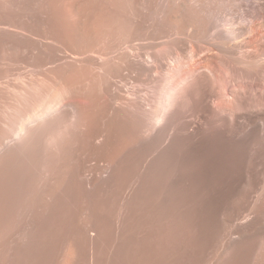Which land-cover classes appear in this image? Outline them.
Returning a JSON list of instances; mask_svg holds the SVG:
<instances>
[{
	"label": "bare ground",
	"instance_id": "1",
	"mask_svg": "<svg viewBox=\"0 0 264 264\" xmlns=\"http://www.w3.org/2000/svg\"><path fill=\"white\" fill-rule=\"evenodd\" d=\"M0 264H264V0H0Z\"/></svg>",
	"mask_w": 264,
	"mask_h": 264
}]
</instances>
